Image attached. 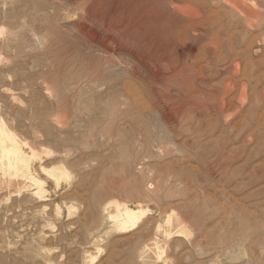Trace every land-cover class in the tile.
<instances>
[{
  "label": "rangeland",
  "instance_id": "rangeland-1",
  "mask_svg": "<svg viewBox=\"0 0 264 264\" xmlns=\"http://www.w3.org/2000/svg\"><path fill=\"white\" fill-rule=\"evenodd\" d=\"M249 1L262 14L233 28L242 65L217 80L233 70V118L186 123L162 59H190L197 36L108 28L72 0H0V125L44 182L0 159V264H264V0ZM116 204L147 212L121 231Z\"/></svg>",
  "mask_w": 264,
  "mask_h": 264
},
{
  "label": "bare ground",
  "instance_id": "bare-ground-1",
  "mask_svg": "<svg viewBox=\"0 0 264 264\" xmlns=\"http://www.w3.org/2000/svg\"><path fill=\"white\" fill-rule=\"evenodd\" d=\"M72 1L74 7L86 15L99 13L102 16L101 19L105 20L104 25L108 28H174L170 36L181 44L190 43L194 39L192 35L197 36L196 40L203 43L200 47L202 49L193 54L190 59H185L183 55L178 57L175 63H170L165 56L162 59L165 78L171 84L173 90L179 93L172 96L174 102L180 104L178 106L180 109L177 110L178 118L175 122H179L180 119V121L189 123L196 116L201 119L213 118L214 120L223 117L226 120L233 118L231 111L235 104L234 92L236 88L233 81V70H231L232 77H225L217 81L224 72L220 66L229 59L232 63L235 61L237 67L242 65L237 57L236 50L233 49L231 37L233 36V28H238L241 25L240 18L248 27L258 25V18L262 14L261 5H256V3L249 0ZM255 5L258 7L257 9ZM223 33H228L227 36H229L228 50H224ZM233 57H235L234 60ZM241 89L244 95L248 93L247 84L242 83ZM136 94L138 95V93ZM193 111H197L198 114L191 115ZM248 112L243 120L245 122H247ZM251 114L255 117H257V114L259 115V113H254V109ZM207 115L209 117H206ZM259 118H261V115H259ZM231 125H233V122ZM34 157L35 152L31 155L24 152L14 133L2 123L0 125V159L2 162L7 161L9 169H18L21 165L26 170L27 178L40 190L44 182L36 177L31 169V162ZM49 175L52 176L53 180L56 178L54 173H49ZM56 180H58L57 185H59V178ZM115 206L117 213L111 215L110 218L121 231L134 228L147 212L143 209H133L120 204ZM167 220H170L169 222L172 224L171 219L167 218ZM159 226L162 228L161 225ZM156 244L158 245V243Z\"/></svg>",
  "mask_w": 264,
  "mask_h": 264
}]
</instances>
